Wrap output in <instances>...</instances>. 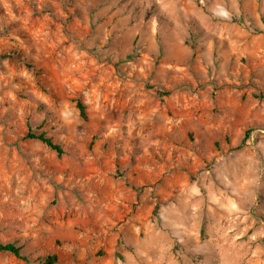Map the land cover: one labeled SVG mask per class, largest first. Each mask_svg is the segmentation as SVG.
<instances>
[{
  "label": "rangeland",
  "instance_id": "rangeland-1",
  "mask_svg": "<svg viewBox=\"0 0 264 264\" xmlns=\"http://www.w3.org/2000/svg\"><path fill=\"white\" fill-rule=\"evenodd\" d=\"M0 242L264 264V0H0Z\"/></svg>",
  "mask_w": 264,
  "mask_h": 264
},
{
  "label": "trees",
  "instance_id": "trees-1",
  "mask_svg": "<svg viewBox=\"0 0 264 264\" xmlns=\"http://www.w3.org/2000/svg\"><path fill=\"white\" fill-rule=\"evenodd\" d=\"M77 108L80 112V117L85 118V108L80 101L76 102ZM26 139L37 140L45 145L50 150L54 151L58 156L63 154V149L61 146L56 144L51 138L47 137L44 133L36 134L33 132H27L25 135ZM0 252L8 253L15 258L27 262V258L23 255L21 248L12 243H1L0 242ZM57 260L55 255L46 257V264H54Z\"/></svg>",
  "mask_w": 264,
  "mask_h": 264
}]
</instances>
